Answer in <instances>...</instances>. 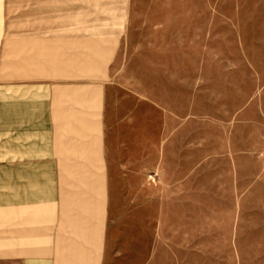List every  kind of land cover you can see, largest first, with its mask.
I'll return each mask as SVG.
<instances>
[{
    "label": "rangeland",
    "instance_id": "1",
    "mask_svg": "<svg viewBox=\"0 0 264 264\" xmlns=\"http://www.w3.org/2000/svg\"><path fill=\"white\" fill-rule=\"evenodd\" d=\"M69 109L86 119L51 118ZM62 126L89 130L68 138L82 187L60 183ZM30 179L90 203L97 264H264V0H0V210Z\"/></svg>",
    "mask_w": 264,
    "mask_h": 264
},
{
    "label": "crops",
    "instance_id": "2",
    "mask_svg": "<svg viewBox=\"0 0 264 264\" xmlns=\"http://www.w3.org/2000/svg\"><path fill=\"white\" fill-rule=\"evenodd\" d=\"M70 71L75 73L79 72L77 69H67L64 71V75ZM48 78H51V75ZM78 91L79 94L69 98V101L76 102L77 104L83 103L82 105H85L84 88H79L77 89ZM91 95L93 94L89 93L85 98H89ZM89 99L90 102L94 97L91 96ZM57 103L58 105L60 104L58 101L54 102L55 105ZM85 114L84 112L79 113L72 109L66 111L58 110L52 113L51 118L66 122L67 120H73L78 123L86 119ZM65 127H59L54 134V156H56L55 159L58 161V169L65 172V176L60 177V183L63 184L69 180H74L73 182L78 183L82 187V183L85 180L84 174L89 171L88 166L92 163L87 161L84 164L82 161L83 154L80 148L82 145L79 142H74L72 139L68 141V138L69 136H85L89 130L88 128L76 129L72 128V126ZM50 132L51 130L48 133ZM30 155L29 153L27 154L28 159L26 163H23L22 166H25V168L21 169L22 171L30 172L36 170V167H34L35 164L29 161ZM47 155L49 156V154ZM41 168L43 170H51V164L42 163ZM98 170L100 173L98 180H103V175L100 172L101 168ZM73 182L69 183L73 186ZM35 183L36 181L30 179L28 180L27 186H21L20 189H17L18 201L19 198L21 199V203L17 202L18 206L15 207V197L12 196V206L10 209L6 212L5 210H0V218L2 215L9 214L11 220L9 228L10 240L4 242L3 239H0V250L5 249L9 251L11 263L21 260L23 261L22 264H36V261L51 262L52 264H77V262L78 264H83V262L85 264H97L99 257L98 245L96 244V248L92 249L91 243L94 242L92 237H96L98 233L91 227L90 203L85 208L82 203V193L78 195L72 190H63L62 185L56 191L58 202L51 203L52 189L50 179L44 180L41 182V185H35ZM35 189H41L42 191H38L37 196L33 197L32 190L34 192ZM77 197L80 201L74 203L72 199H77ZM78 211L80 214H78ZM81 211L82 213H87V225L85 227L83 226L84 217L83 215L82 217L80 216ZM81 231L84 232V241L86 240L87 243V247L84 250H78V247L81 245ZM66 234L69 235L68 239L65 237ZM78 235L80 238L77 239L76 237ZM64 244L69 246L68 249L62 248Z\"/></svg>",
    "mask_w": 264,
    "mask_h": 264
}]
</instances>
